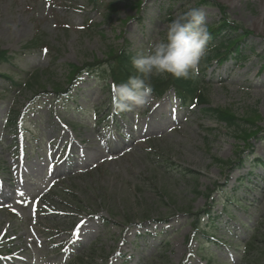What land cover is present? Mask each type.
I'll return each instance as SVG.
<instances>
[{
  "label": "rangeland",
  "instance_id": "obj_1",
  "mask_svg": "<svg viewBox=\"0 0 264 264\" xmlns=\"http://www.w3.org/2000/svg\"><path fill=\"white\" fill-rule=\"evenodd\" d=\"M216 1L252 34L246 60L209 70V107L255 121L264 135V0ZM189 2L0 0V53H17L0 75L22 85L0 76V264H264L243 255L256 232L264 246V137L246 152L171 90L124 113L112 110L111 80L84 75L70 97L56 92L72 65L162 40L167 11ZM199 9L217 27L219 9ZM37 36L43 51L27 48ZM12 114L20 127H8Z\"/></svg>",
  "mask_w": 264,
  "mask_h": 264
},
{
  "label": "trees",
  "instance_id": "obj_2",
  "mask_svg": "<svg viewBox=\"0 0 264 264\" xmlns=\"http://www.w3.org/2000/svg\"><path fill=\"white\" fill-rule=\"evenodd\" d=\"M176 1H185V0H173ZM190 1L189 5L183 8L181 11L185 10L187 7H208V8H217L221 14V20L217 27L214 28L212 25L209 28L211 33V40L208 43V49L206 56L202 59V62L199 66L198 74L192 78H175L171 75H162L155 77L152 80L153 85V97L155 100L162 99L168 91H174L178 100L182 106L189 108H197L200 111L203 110L204 115H209L214 118L218 123L223 124L225 128L231 131L236 139L243 142L244 145H247L246 152H251L250 144L253 140H259L264 135H262V129L256 126L255 121H251L246 117L237 116L230 109H215L209 107V102L206 98V93L204 92L203 83L205 82L208 71L212 68L214 63H217L219 66L224 65L228 61H235L236 64L241 63L246 60V57L243 54L244 39H246L251 32L247 31L240 25L233 24L230 22L227 17L226 7L216 0H187ZM91 4L97 6L98 0H89ZM139 9L141 4L138 5ZM168 21L173 17L172 9L167 11ZM27 48L32 46L42 49L41 38L37 36L33 41L30 42ZM47 52V51H46ZM48 53V52H47ZM10 52H1L0 53V62H12L14 58ZM135 55L130 52L128 48H123L110 51L106 61H95L92 64L84 65L83 67H78L72 65V72L69 76V86L64 91V95L68 94L69 91L75 84V81L80 79V76L83 73L95 74L99 76L105 82L111 80L113 85L125 82L130 75L133 74V69L131 67V57ZM262 61V67L264 68V54L260 56ZM39 73L35 74L31 79L26 83L28 89H32L31 84H35V80L39 77ZM41 74V73H40ZM1 77L10 80L15 86H22L13 82L9 76L0 75ZM108 86V85H107ZM35 87V85H34ZM46 91V90H45ZM58 95L62 94V89L56 91ZM19 125V115H12L10 117V128H16ZM261 134V135H259ZM251 142V143H250ZM247 153L242 152V156H246ZM243 157H240L239 165H243ZM223 164L229 165L230 162L223 161ZM193 214V213H191ZM210 214V211L207 212V215ZM196 215V214H195ZM194 216V215H193ZM199 221L195 219L193 221L194 227L197 230L199 228ZM214 224V223H212ZM255 232V230H254ZM259 232H256L255 236L250 239L249 242L245 245L244 257L247 258L250 256V252L253 251L254 256L258 258H264V246L261 248L257 247ZM208 236V235H207Z\"/></svg>",
  "mask_w": 264,
  "mask_h": 264
},
{
  "label": "clouds",
  "instance_id": "obj_3",
  "mask_svg": "<svg viewBox=\"0 0 264 264\" xmlns=\"http://www.w3.org/2000/svg\"><path fill=\"white\" fill-rule=\"evenodd\" d=\"M211 33L204 12L189 6L166 25L162 40L148 43L131 57L133 74L112 88L114 113L142 109L152 103V80L162 75L192 78L207 54ZM40 264H45L43 258Z\"/></svg>",
  "mask_w": 264,
  "mask_h": 264
},
{
  "label": "bare ground",
  "instance_id": "obj_4",
  "mask_svg": "<svg viewBox=\"0 0 264 264\" xmlns=\"http://www.w3.org/2000/svg\"><path fill=\"white\" fill-rule=\"evenodd\" d=\"M157 127H160V125H156ZM132 227V226H131ZM73 237L72 236H70V239H72Z\"/></svg>",
  "mask_w": 264,
  "mask_h": 264
}]
</instances>
